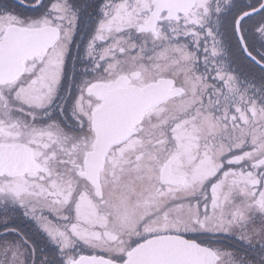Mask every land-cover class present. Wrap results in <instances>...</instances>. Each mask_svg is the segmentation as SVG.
I'll return each instance as SVG.
<instances>
[{
  "label": "snow or ice",
  "instance_id": "snow-or-ice-1",
  "mask_svg": "<svg viewBox=\"0 0 264 264\" xmlns=\"http://www.w3.org/2000/svg\"><path fill=\"white\" fill-rule=\"evenodd\" d=\"M0 264H264V0H0Z\"/></svg>",
  "mask_w": 264,
  "mask_h": 264
}]
</instances>
